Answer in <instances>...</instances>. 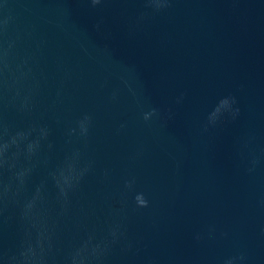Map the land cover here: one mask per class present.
<instances>
[{
	"label": "water",
	"instance_id": "water-1",
	"mask_svg": "<svg viewBox=\"0 0 264 264\" xmlns=\"http://www.w3.org/2000/svg\"><path fill=\"white\" fill-rule=\"evenodd\" d=\"M4 21L38 86L30 113L0 99V116L50 132L49 164L30 186L73 149L93 162L61 221L62 247L87 230L105 236L124 201L132 248L114 246L106 264H226L241 254L234 264H264V0H170L160 12L145 0H0V29ZM229 97L236 119L226 113L203 131ZM85 114L88 136L70 138ZM138 192L148 207H136ZM17 239L6 225L0 244Z\"/></svg>",
	"mask_w": 264,
	"mask_h": 264
},
{
	"label": "clouds",
	"instance_id": "clouds-1",
	"mask_svg": "<svg viewBox=\"0 0 264 264\" xmlns=\"http://www.w3.org/2000/svg\"><path fill=\"white\" fill-rule=\"evenodd\" d=\"M88 2L95 8L103 0ZM145 5L154 12H160L170 6V0H145ZM4 25L0 29V37H3L0 40V99L8 107L21 113H30L38 86V82H34L32 56L20 57L18 39L9 38L7 21H4ZM96 27L99 29L100 23ZM115 96L113 93V99ZM229 98L231 105L227 111L221 112L215 107L208 115L203 131L207 132L210 126L215 127L226 113L231 119H236L240 109L232 107L236 103L235 97ZM180 99L182 97L178 98V103ZM156 115L158 110L152 108L143 114V119L148 121ZM91 120L92 117L85 114L77 122L78 133L77 128H71L68 136L71 138L78 134L86 138ZM49 134L46 126L33 123L27 128H14L0 116V237L4 227L11 223H15L18 236L13 249H5L0 244V264H106L114 246L122 245L124 251L132 248V243L126 237L122 215L124 201H121V208L111 210L113 219L105 236L98 237L95 230H87L66 248L62 247L61 221L69 215L71 196L79 189L93 162L85 160L80 149H73L55 167L49 168L45 178L30 186L34 171L41 164H49L48 157L42 155ZM71 142L69 139L68 143ZM52 147V143L48 142L47 148L51 150ZM134 183V179L126 180L125 189L132 190ZM134 201L137 208L148 207L142 192L135 194ZM196 239L201 237L197 235ZM236 259L244 260L243 254L230 258L226 264H234Z\"/></svg>",
	"mask_w": 264,
	"mask_h": 264
}]
</instances>
